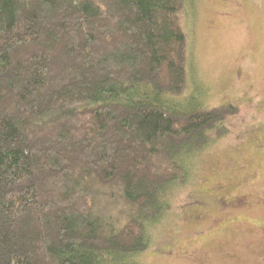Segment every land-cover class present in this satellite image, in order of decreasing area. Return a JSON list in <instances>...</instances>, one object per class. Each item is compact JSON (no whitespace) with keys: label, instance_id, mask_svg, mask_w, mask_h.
Segmentation results:
<instances>
[{"label":"trees","instance_id":"obj_1","mask_svg":"<svg viewBox=\"0 0 264 264\" xmlns=\"http://www.w3.org/2000/svg\"><path fill=\"white\" fill-rule=\"evenodd\" d=\"M189 3L0 0V264L153 249L189 165L240 112L188 87ZM188 88L191 105L170 97Z\"/></svg>","mask_w":264,"mask_h":264},{"label":"rangeland","instance_id":"obj_2","mask_svg":"<svg viewBox=\"0 0 264 264\" xmlns=\"http://www.w3.org/2000/svg\"><path fill=\"white\" fill-rule=\"evenodd\" d=\"M189 4L188 87L203 105L240 112L189 165L142 264H264V0ZM170 97L196 99L189 88Z\"/></svg>","mask_w":264,"mask_h":264}]
</instances>
